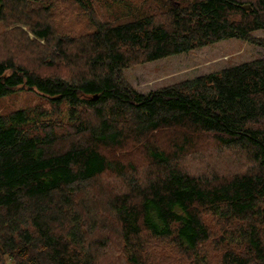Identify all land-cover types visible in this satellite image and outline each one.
<instances>
[{
    "label": "trees",
    "instance_id": "trees-1",
    "mask_svg": "<svg viewBox=\"0 0 264 264\" xmlns=\"http://www.w3.org/2000/svg\"><path fill=\"white\" fill-rule=\"evenodd\" d=\"M57 1L0 0V21L33 34L0 33V96L50 105L0 114V264H264V57L147 92L123 75L224 39L264 47V0L127 4L118 21L71 0L79 35L55 29ZM202 140L243 165L191 172Z\"/></svg>",
    "mask_w": 264,
    "mask_h": 264
},
{
    "label": "rangeland",
    "instance_id": "rangeland-1",
    "mask_svg": "<svg viewBox=\"0 0 264 264\" xmlns=\"http://www.w3.org/2000/svg\"><path fill=\"white\" fill-rule=\"evenodd\" d=\"M115 1L90 0L94 14L100 19H108L110 21H118L119 17L121 20L129 18L130 12L124 7L127 4L130 5L131 15H133L136 11L157 13L169 3H179V0H122V2L125 1L124 3H119L120 0ZM45 5L56 30L79 35L90 29L87 15L71 0H58L54 6L50 7L49 4ZM14 26H19L29 38L33 37L28 26L21 23L7 27L6 22L0 21V33ZM252 34L257 37L264 36L262 30L254 31ZM40 42L43 43L42 40ZM261 57H264L263 46L241 39L230 38L207 44L186 53L133 64L123 70V75L136 90L147 92L197 75ZM33 106H42L50 109L47 99L35 90L22 89L0 96V114H6L21 108H32ZM196 152L198 154L193 155L184 162L186 168L194 173L207 174L208 171L211 173V170L231 172L243 165V159L240 158L241 162L239 164L235 163L236 156L232 151L219 152L206 140L200 141V144L194 149V153ZM124 154L128 155V153ZM125 157H129V155ZM132 159L140 160V157L135 154ZM105 178L108 179L107 176H103L102 180L104 181ZM155 252L159 258H161L163 253L168 258H173L176 255L173 246L165 243L162 248ZM108 258L112 259V256L109 255Z\"/></svg>",
    "mask_w": 264,
    "mask_h": 264
}]
</instances>
